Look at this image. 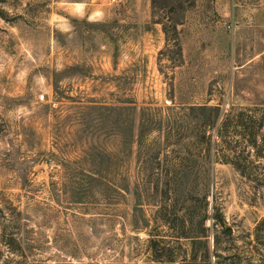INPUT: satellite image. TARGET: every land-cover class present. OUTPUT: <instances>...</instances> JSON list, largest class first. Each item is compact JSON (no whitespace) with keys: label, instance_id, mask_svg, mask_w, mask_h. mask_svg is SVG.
Masks as SVG:
<instances>
[{"label":"rangeland","instance_id":"rangeland-1","mask_svg":"<svg viewBox=\"0 0 264 264\" xmlns=\"http://www.w3.org/2000/svg\"><path fill=\"white\" fill-rule=\"evenodd\" d=\"M249 107L264 0H0V264H264V146L202 134Z\"/></svg>","mask_w":264,"mask_h":264},{"label":"trees","instance_id":"trees-1","mask_svg":"<svg viewBox=\"0 0 264 264\" xmlns=\"http://www.w3.org/2000/svg\"><path fill=\"white\" fill-rule=\"evenodd\" d=\"M205 110H214V107H208ZM263 130L264 110L262 111V108L258 107H249L237 113H227L222 119H220L218 114L208 117L205 121L202 134L217 161L231 163L238 171L245 175L249 170L248 168L255 162V160H252L253 151L264 146ZM230 131L240 135V142H244L242 146H246L243 147L244 149L237 144L239 141L234 145L226 141V137ZM212 208L214 210V225H221L224 227V231L231 232L232 228L227 226L219 209L214 204ZM261 227L262 223L260 222L255 229V237L257 240H260L258 233Z\"/></svg>","mask_w":264,"mask_h":264},{"label":"built area","instance_id":"built-area-1","mask_svg":"<svg viewBox=\"0 0 264 264\" xmlns=\"http://www.w3.org/2000/svg\"><path fill=\"white\" fill-rule=\"evenodd\" d=\"M111 2H118L120 0H110ZM41 98L43 99L44 98V95H41Z\"/></svg>","mask_w":264,"mask_h":264}]
</instances>
